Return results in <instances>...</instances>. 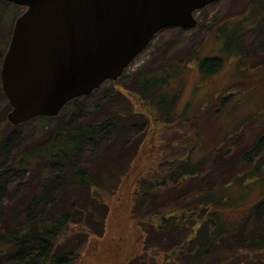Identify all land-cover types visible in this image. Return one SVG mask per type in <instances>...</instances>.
<instances>
[{
	"label": "rangeland",
	"instance_id": "374dc122",
	"mask_svg": "<svg viewBox=\"0 0 264 264\" xmlns=\"http://www.w3.org/2000/svg\"><path fill=\"white\" fill-rule=\"evenodd\" d=\"M263 8L264 0H221L206 7L195 13L199 23L195 30L162 31L117 82L107 81L93 94L73 101L58 118H39L14 127L7 121L11 106L0 77V125L4 127L0 137V230L11 221L26 222L29 206L45 216L74 207L75 222H85L98 238L89 239L87 233L75 229L74 235L60 241L61 255L73 264H138L149 250L161 253L158 260L164 259L166 251L158 248L165 236H155L151 224L133 217L134 194L145 179L152 181L165 174L161 167L172 158L170 149H191V159L200 162L210 142L217 141L211 148L216 145L221 150L228 138L243 131L245 121L264 115ZM19 13L17 6L0 0V73ZM236 33L241 37L239 52L248 61L235 53ZM220 58V71L204 77L200 64ZM166 65L171 68L168 74L176 76L164 93L173 94L181 86L172 114L177 120L184 114V124L164 125L157 108L143 104L138 94V82L152 80ZM222 96L227 107H221ZM58 125L67 132L85 125L102 128L84 147L78 165L90 173L92 186L99 189L96 174L101 169L110 172L125 159L129 165L133 163L121 179L119 191L114 195L98 191V202L90 188H69L65 168L55 163L41 161L30 170L18 168L19 159L46 143ZM249 168L236 170L247 173ZM245 182L247 188L236 185L229 193L237 207L247 212L250 229L264 220V189L254 185L251 177ZM164 248L169 247L164 244ZM32 251L33 246H28L19 257L29 260Z\"/></svg>",
	"mask_w": 264,
	"mask_h": 264
},
{
	"label": "trees",
	"instance_id": "16d2710c",
	"mask_svg": "<svg viewBox=\"0 0 264 264\" xmlns=\"http://www.w3.org/2000/svg\"><path fill=\"white\" fill-rule=\"evenodd\" d=\"M17 9L20 13L15 21L24 8ZM9 41L10 38L7 45ZM236 43L238 48L235 53L240 60L246 59L244 53L239 52L242 44L237 33ZM222 60L204 61L199 66L201 74L207 78L217 74ZM164 67L152 80L138 82L141 87L138 94L143 97V104L157 108L164 125L171 126L177 121V125L184 124V114L179 120L172 114L180 100L182 88L178 87L173 94L164 93L176 76L168 74L170 66ZM163 72L165 74L160 76ZM224 97L220 99L221 107L228 105V101H223ZM119 117L125 119V116ZM60 127L58 125L53 130L46 143L25 153L17 163L18 168L30 170L41 161L55 163L65 168L64 177L69 182V188L76 191L90 188L93 192L91 196L98 202V191L103 190L111 195L119 191L121 179L129 174V167L133 163L129 165L125 159L110 172L101 169L96 174L100 177L99 189H94L92 176L78 165L84 147L102 128L85 125L67 132ZM243 128L241 133L228 138L221 150L216 145L211 148V144L217 141L210 142L200 162L191 159V149L188 152L186 149H170L172 158L164 161L161 167L165 174L138 184L134 194L133 217L144 224H151L155 236H165L158 249L166 251H163L166 257L158 260L161 253L149 250L145 260L140 259L138 264H264V220L249 229L247 212L237 207V202L229 193L236 185L247 188L249 185L245 180L248 177L253 178L254 185L264 189V115L245 121ZM3 130L4 127L0 125V137ZM241 167L250 168L247 173L236 170ZM109 183L111 187L106 186ZM73 208L65 212L57 210L45 216L29 206L30 216L26 222L11 221L0 230V264H73L69 258L61 255L58 249L60 241L80 231L87 233L89 239L98 238L88 230L85 222H75ZM106 217L102 219L104 224ZM170 230L173 231L169 236ZM164 244L169 248L165 250ZM28 246H33V251L28 253L29 260L22 261L19 253Z\"/></svg>",
	"mask_w": 264,
	"mask_h": 264
},
{
	"label": "water",
	"instance_id": "95a60500",
	"mask_svg": "<svg viewBox=\"0 0 264 264\" xmlns=\"http://www.w3.org/2000/svg\"><path fill=\"white\" fill-rule=\"evenodd\" d=\"M17 18L1 88L14 127L58 118L73 101L117 82L164 30H195L221 0H5Z\"/></svg>",
	"mask_w": 264,
	"mask_h": 264
}]
</instances>
